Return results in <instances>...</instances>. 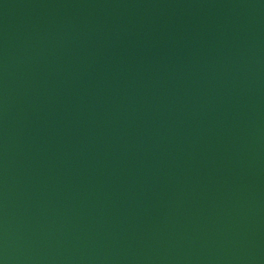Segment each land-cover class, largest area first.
<instances>
[{"label": "water", "instance_id": "95a60500", "mask_svg": "<svg viewBox=\"0 0 264 264\" xmlns=\"http://www.w3.org/2000/svg\"><path fill=\"white\" fill-rule=\"evenodd\" d=\"M0 264H264V0H0Z\"/></svg>", "mask_w": 264, "mask_h": 264}]
</instances>
